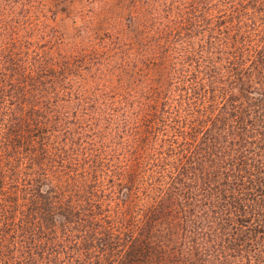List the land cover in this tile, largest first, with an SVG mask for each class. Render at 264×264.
<instances>
[{"label": "trees", "instance_id": "16d2710c", "mask_svg": "<svg viewBox=\"0 0 264 264\" xmlns=\"http://www.w3.org/2000/svg\"><path fill=\"white\" fill-rule=\"evenodd\" d=\"M156 5L138 99L0 59V264H264V0Z\"/></svg>", "mask_w": 264, "mask_h": 264}, {"label": "rangeland", "instance_id": "374dc122", "mask_svg": "<svg viewBox=\"0 0 264 264\" xmlns=\"http://www.w3.org/2000/svg\"><path fill=\"white\" fill-rule=\"evenodd\" d=\"M156 2L0 0L1 62L9 68L13 62L17 68L28 63L32 69L45 61L61 65L71 86L92 100L101 97V93L108 99L115 94L124 96L128 91L138 99L149 94L150 87H160L168 71L161 56L154 57L155 49L149 48L162 20L161 7ZM155 58L158 62L153 61ZM66 106L72 108L70 112L75 108L73 103ZM97 121L108 128L103 113L95 110L92 122L98 124ZM74 130L77 143L80 135ZM108 132L97 138L110 148L119 139L116 132Z\"/></svg>", "mask_w": 264, "mask_h": 264}]
</instances>
